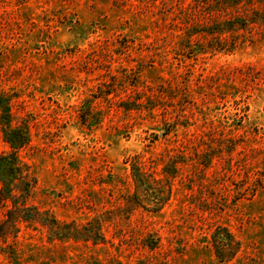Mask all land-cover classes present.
I'll use <instances>...</instances> for the list:
<instances>
[{"label":"rangeland","instance_id":"rangeland-1","mask_svg":"<svg viewBox=\"0 0 264 264\" xmlns=\"http://www.w3.org/2000/svg\"><path fill=\"white\" fill-rule=\"evenodd\" d=\"M0 93V264H264V0H0Z\"/></svg>","mask_w":264,"mask_h":264},{"label":"trees","instance_id":"trees-1","mask_svg":"<svg viewBox=\"0 0 264 264\" xmlns=\"http://www.w3.org/2000/svg\"><path fill=\"white\" fill-rule=\"evenodd\" d=\"M2 100L0 93L1 124L10 150L0 154V194L3 199H10L16 205L18 200L28 196L32 184L29 165L20 153L29 144L30 131L27 125L13 124L10 105Z\"/></svg>","mask_w":264,"mask_h":264}]
</instances>
